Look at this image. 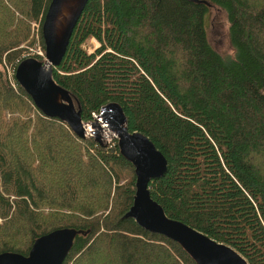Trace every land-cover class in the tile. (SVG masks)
Here are the masks:
<instances>
[{
    "label": "trees",
    "instance_id": "1",
    "mask_svg": "<svg viewBox=\"0 0 264 264\" xmlns=\"http://www.w3.org/2000/svg\"><path fill=\"white\" fill-rule=\"evenodd\" d=\"M51 1L0 0L3 67L25 60L32 22L45 49ZM212 7L227 15L232 57L210 42ZM53 78L85 123L117 103L163 153L167 173L150 191L168 217L264 264V0H89ZM14 81L0 70V254L28 256L42 236L74 229L64 264H196L124 218L136 173L118 142L79 138Z\"/></svg>",
    "mask_w": 264,
    "mask_h": 264
},
{
    "label": "water",
    "instance_id": "2",
    "mask_svg": "<svg viewBox=\"0 0 264 264\" xmlns=\"http://www.w3.org/2000/svg\"><path fill=\"white\" fill-rule=\"evenodd\" d=\"M89 0H52L44 19L42 34L46 61L26 58L16 69L15 78L45 116L66 123L79 138L103 137L118 142L121 155L133 165L136 173V195L125 219H132L144 230L162 235L177 243L196 264H249L232 247L219 243L191 226L167 216L164 208L151 195L150 184L168 170V160L155 144L140 132H131L128 120L117 103L103 107L94 120L85 123L68 91L53 78L66 54L74 30ZM69 15L63 20L64 11ZM106 135H102V133ZM80 233L61 229L42 236L28 256L0 254V264H64Z\"/></svg>",
    "mask_w": 264,
    "mask_h": 264
},
{
    "label": "rangeland",
    "instance_id": "3",
    "mask_svg": "<svg viewBox=\"0 0 264 264\" xmlns=\"http://www.w3.org/2000/svg\"><path fill=\"white\" fill-rule=\"evenodd\" d=\"M207 29L212 46L225 58L232 57L234 54V50L230 44L229 39V22L226 13L223 10L217 7L211 8L207 20ZM37 34L40 35L39 40H37ZM39 46H43L41 39V29L39 26V21H35L31 23V34L28 41L20 47V49H23L20 57L27 58L33 56L32 54L38 51L36 48ZM99 47L100 44L93 38L88 40L83 45V49L89 54L94 53L95 50ZM8 65L11 66L13 65V63ZM0 70L4 72V74L6 75V79L9 81L7 77V70L1 64ZM109 138L111 137H103V142L107 145H110L112 143V140Z\"/></svg>",
    "mask_w": 264,
    "mask_h": 264
},
{
    "label": "built area",
    "instance_id": "4",
    "mask_svg": "<svg viewBox=\"0 0 264 264\" xmlns=\"http://www.w3.org/2000/svg\"><path fill=\"white\" fill-rule=\"evenodd\" d=\"M37 25V24H36ZM38 26V25H37ZM39 26H40V29H41V23L39 21ZM37 37V40L40 39V35L37 34L36 35ZM38 51H36L35 53H33L31 57H27V58H35L37 59L38 57L42 58L43 60L42 61H46V50L43 48V46H39L36 48ZM26 59V58H25ZM4 67L5 69L7 70V77L9 79V82L10 84L13 86V87H16V84H15V81H14V78H15V74H16V70H14L12 68V66H9L5 61H4ZM18 67V66H17ZM16 79V78H15Z\"/></svg>",
    "mask_w": 264,
    "mask_h": 264
},
{
    "label": "bare ground",
    "instance_id": "5",
    "mask_svg": "<svg viewBox=\"0 0 264 264\" xmlns=\"http://www.w3.org/2000/svg\"><path fill=\"white\" fill-rule=\"evenodd\" d=\"M68 15H69V12L67 11V10H65L64 11V13H63V16H62V18H61V24L63 23V20L65 19V18H67L68 17ZM103 135H106L104 132L102 133ZM107 137H111L110 135H106ZM109 139H111V138H109Z\"/></svg>",
    "mask_w": 264,
    "mask_h": 264
}]
</instances>
